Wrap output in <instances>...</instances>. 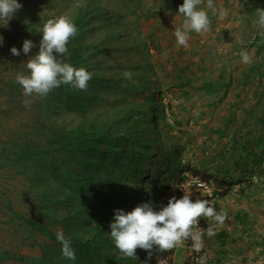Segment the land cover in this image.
I'll list each match as a JSON object with an SVG mask.
<instances>
[{
	"label": "rangeland",
	"instance_id": "374dc122",
	"mask_svg": "<svg viewBox=\"0 0 264 264\" xmlns=\"http://www.w3.org/2000/svg\"><path fill=\"white\" fill-rule=\"evenodd\" d=\"M88 1L19 0L23 7L8 21L7 27L0 25V138L3 141L0 145V264H72V260L62 257V245L57 240L16 220L12 210L8 209L11 207L14 212L37 219L56 235L57 231L64 232L63 222L72 206L77 207L68 201L70 190L53 180L46 183L29 179L24 175L23 162L11 163L13 159L6 157L11 154V147L7 148L12 141L26 142L28 132L29 136L32 134L37 115L45 122L54 120L49 116L44 119L42 108H35L40 107L39 96H24L22 87L15 80L17 73L27 74V60L39 51L40 42L34 37L42 34V27L50 18L66 16L73 21L78 14V5L86 11L91 10L93 6ZM183 2L180 0L174 10L167 8L163 0H140V6L137 0H96L98 6L110 11L112 22H97L94 31L84 39L98 49L106 50V54L99 53L95 62L96 74L104 72L107 77L120 78L123 73L130 72L132 76L145 75L155 79L156 85L161 86L163 100L171 106L166 109V121L171 123V128L168 129L163 120L157 128L145 126L138 135L149 138L162 130L166 140L175 144H186L195 134L201 137L202 133L207 138L210 133L205 120L210 115L214 116L208 120H219L227 100L231 99L229 96L223 102L221 99L216 101L214 106L208 105L221 94L216 81L221 76H232L233 72L240 75L242 69L257 63L259 49L264 55V37L258 34L259 29L253 23L258 8L256 2L214 0L217 7L227 9V17L221 19L209 10L211 31L190 33L188 48L178 46L174 35L175 28L180 27L184 19L179 14ZM25 39L36 45L28 55L23 53ZM13 46L21 50V55L11 54ZM242 49L252 57L251 64L241 61L239 53ZM210 82L214 84L207 87ZM93 108L101 122L110 118L111 114L101 113L105 109L102 102ZM196 116L201 120L192 125L191 117ZM142 124L140 120L136 130ZM38 133H34V140L39 138ZM6 140H9L8 144ZM53 176L51 172L47 174L50 179ZM240 208L253 212L257 223L243 224L242 233L239 221L233 220ZM225 211L233 220L229 227L234 240L228 244V255L220 264H264V213L258 212L255 204L239 195L226 202ZM15 255L31 259L28 262L14 260L11 257Z\"/></svg>",
	"mask_w": 264,
	"mask_h": 264
},
{
	"label": "clouds",
	"instance_id": "9594fccd",
	"mask_svg": "<svg viewBox=\"0 0 264 264\" xmlns=\"http://www.w3.org/2000/svg\"><path fill=\"white\" fill-rule=\"evenodd\" d=\"M22 7L19 0H0V25L7 27L8 21ZM209 10L212 15H218L221 19L228 15L227 9L223 6L217 7L214 0H184L179 6V14L184 19L182 25L174 30L178 46L188 48L192 32L202 34L211 31ZM255 16L253 23L259 29L258 34L264 37V8H257ZM41 32L43 35L39 51L26 62L27 74L20 72L15 77L16 83L23 89L22 94L26 97H46L61 85L87 91L92 73L84 67L77 68L60 59L68 53L67 45L78 33L76 24L66 16L54 17L44 23ZM34 47L36 45L32 40L25 39L23 53L28 55ZM10 51L14 56L21 55V50L15 46ZM239 55L244 64L252 63V57L247 50L242 49ZM123 75L120 78L129 82L133 78L141 79L143 89L146 87L145 81L152 80L160 92L154 99L137 98L136 103H133L131 97H125L126 107L132 109L138 105L140 112L137 116L134 115L136 123L132 130V147L129 148L124 169L121 173L110 175L115 194H121L118 190L124 189L122 196L126 200L123 209L114 207L110 213L106 212L109 217L107 228L111 231L110 237L119 257L117 260L124 264H220L228 255L227 249H222L223 245L231 240L225 236L218 239L216 235L224 227L233 235L230 224L226 221L227 218L230 219L225 211L226 202L232 196L239 195L241 199L247 198L255 204L258 212L264 213V162L255 166L250 173L243 174L238 170L233 172V168L226 166L225 160L218 157V151L226 140L221 139L215 130L223 120L224 111L217 121L208 120L214 115L205 120L210 133L207 138H204L202 133L201 137L195 134L186 144H177L180 149L177 164L183 163L182 169L178 170L174 166L167 173H163L164 167L157 170V163H154V139L162 135L168 144L175 143L166 140L162 130L149 138L143 134L139 137L138 134L145 126L157 128L164 120L157 101L161 100L166 105L165 112L171 106L163 100L161 86L156 85L155 79L145 75L132 76L130 72ZM105 77L117 79L113 76ZM96 89L93 85L90 94ZM109 91L105 95L107 98H119L124 95L123 90ZM110 94L113 96H109ZM101 102L105 106V101ZM213 102L214 98L211 100V103ZM124 112L116 116V109L106 106L101 111L107 116L111 114L110 117L116 120L122 119ZM191 119L192 125H196L201 117ZM140 120L143 121L142 127L136 130ZM144 140L152 143L149 148L148 145L142 144ZM139 141L140 143H137ZM233 154L231 149L223 156L235 160ZM202 161L209 163L207 166H201ZM225 169L230 170V173ZM215 172H221L227 180L233 175L240 179L229 189V184L221 182ZM96 206L101 208V204ZM242 210L250 213L248 223L257 225L256 219L253 218L254 213L247 208H240L234 214L233 220L237 221L235 217L237 214L241 215ZM56 239L62 245V257L75 261L77 257L72 242L62 230L57 231ZM209 255L211 257H208ZM162 259L164 262H161Z\"/></svg>",
	"mask_w": 264,
	"mask_h": 264
},
{
	"label": "trees",
	"instance_id": "16d2710c",
	"mask_svg": "<svg viewBox=\"0 0 264 264\" xmlns=\"http://www.w3.org/2000/svg\"><path fill=\"white\" fill-rule=\"evenodd\" d=\"M179 1L163 0L167 8L174 10ZM249 2L251 4L256 2V7L264 8V0H249ZM88 3L93 6L89 11H86L82 5L77 6L78 14L73 22L78 28V33L70 39L67 45L68 53L60 57L74 67H84L92 73L87 91L73 89L70 85H61L46 97L39 96L40 107L35 106V108H42L41 115L44 119H48L49 116L54 120L45 122L37 115L32 132L30 131L32 134L29 136L28 132L26 142L12 141L11 146L7 148L8 150L11 147V154L6 159H13L10 160L11 163L23 162L24 175L29 176V179L32 177L34 181L46 183L53 180L60 186L66 185L72 192L73 196H69L68 201L77 207L72 206L63 222L64 234L71 240L77 257L71 262L72 264H94L95 262L124 264L120 263L121 260H117L119 257L110 237L111 231L107 228L109 217L106 212L110 213L114 207L123 209L126 203L122 196L124 189L118 190L121 194H115L110 181V175L121 173L128 160L129 148L132 147L134 136L132 130L136 123L135 116L140 112L138 105L132 109L127 108L125 97H131L133 103H136L137 98L154 99L160 91L152 80H146V87L143 89L141 79L133 78L129 82L122 78H106L104 72L95 73L98 55L106 54V50H100L92 43L85 42L84 39L94 31V25L97 22L104 20L111 23L112 18L110 11L98 6L96 0H89ZM137 3L140 6V0H137ZM34 39L40 42L42 34L35 36ZM259 51L257 52L260 56L258 62L242 69L240 75L236 76L233 72L232 76H221L220 80L216 81L221 94L214 98L213 103L210 102V105H214L216 101L221 99L223 102L225 98L231 96L223 108L225 111L223 120L215 130L221 139L226 140L218 151V157L224 159L225 165L231 166L233 172L238 170L243 174L250 173L255 166L264 162V55ZM144 78L147 79V77ZM213 84L210 82L207 87ZM93 85L97 89L90 94ZM253 85L254 88H252ZM16 88L19 90L18 86ZM112 89L123 90L124 95L119 98H107L105 95ZM245 96L249 97L245 98ZM101 101H105L106 107L116 109V116H120L125 111L122 119L116 120L110 117L101 122L93 108ZM157 105L165 120L166 105L161 100L157 101ZM166 125L171 128L169 122H166ZM36 131H39V138L34 140ZM1 143L3 144L2 138H0V145ZM5 143L8 144L9 140ZM153 143L156 148L154 163H157V170L164 167L163 173H167L174 166L178 170L182 169L183 163L177 164L180 150L177 144H168L162 135L156 137ZM142 144L148 145L149 148L152 143L144 140ZM231 149L235 160H229L223 156ZM208 163L209 161H202L201 166H207ZM225 171L230 173V170L225 169ZM49 172L54 175L52 179L47 177ZM215 175L221 182L228 183L229 189L240 179L233 175L227 180L221 172H215ZM96 204H101V208H98ZM8 209L12 210L16 220L57 240L56 235L40 224L37 219L33 220L14 212L11 207ZM249 216L248 211L242 210L241 215L237 214L235 217L242 224L241 233L244 232L243 224L248 223ZM226 221L229 224L232 223L229 218ZM222 236L231 240L223 245L222 249H227L228 244L234 240V236L226 227L216 235L218 239ZM215 254L219 255L217 252ZM222 255L224 256L225 253ZM11 258L23 262L31 259L21 255Z\"/></svg>",
	"mask_w": 264,
	"mask_h": 264
}]
</instances>
